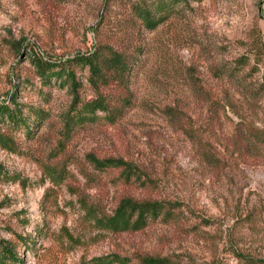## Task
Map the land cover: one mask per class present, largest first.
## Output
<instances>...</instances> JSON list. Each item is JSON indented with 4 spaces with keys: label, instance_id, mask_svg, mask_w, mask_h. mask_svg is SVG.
I'll return each instance as SVG.
<instances>
[{
    "label": "rangeland",
    "instance_id": "obj_1",
    "mask_svg": "<svg viewBox=\"0 0 264 264\" xmlns=\"http://www.w3.org/2000/svg\"><path fill=\"white\" fill-rule=\"evenodd\" d=\"M142 3L0 0V105L27 127L0 114V247L18 264H264V0H164L150 30ZM110 51L132 66L94 85L76 60ZM100 98L109 111L81 112ZM123 198L165 210L113 232Z\"/></svg>",
    "mask_w": 264,
    "mask_h": 264
},
{
    "label": "trees",
    "instance_id": "obj_2",
    "mask_svg": "<svg viewBox=\"0 0 264 264\" xmlns=\"http://www.w3.org/2000/svg\"><path fill=\"white\" fill-rule=\"evenodd\" d=\"M177 1V0H170ZM165 9L164 0H152L150 8L144 3L138 6L137 16L141 19L143 25L147 29L155 28L160 19L157 17ZM76 63L84 64L89 67L91 81L94 85L102 83L105 79V68L106 70L115 71L120 74V81H124V76L127 74L128 70L131 68L130 61L115 51H110L107 58L102 59L96 55L92 56H82L78 57ZM55 64L50 62H42L40 60L36 61V66L38 71H40V76L44 79L46 78V72L50 71L51 75H59L60 72H55ZM107 66V67H106ZM52 70V71H51ZM61 70V69H60ZM127 96V95H126ZM124 98V97H123ZM123 102H127L124 98ZM122 102V101H121ZM82 111H91L94 113L96 111H109L104 100L96 99L90 104H87ZM117 111L114 110V112ZM0 114L8 119L10 122L25 125V120L17 112V108L10 109L5 105H0ZM81 119V113L77 116ZM76 118V117H74ZM27 128V127H26ZM94 160V165L98 169L105 168H121L122 172H129L128 167L122 162L115 159H105V160ZM124 176V174H122ZM125 177V176H124ZM129 177V176H127ZM165 210V206L161 203H137L130 198H123L120 200L117 208L115 209L112 216L107 217L104 222L107 229L113 232H127V231H138L143 229L150 219H157ZM166 261L164 259H154V258H144L142 264H164ZM19 259L14 255V253L8 249V247H0V264H18ZM94 264H115L112 261H105L102 259H96Z\"/></svg>",
    "mask_w": 264,
    "mask_h": 264
}]
</instances>
